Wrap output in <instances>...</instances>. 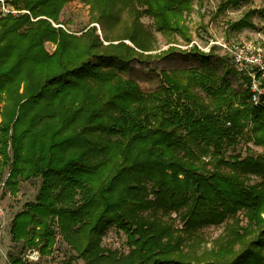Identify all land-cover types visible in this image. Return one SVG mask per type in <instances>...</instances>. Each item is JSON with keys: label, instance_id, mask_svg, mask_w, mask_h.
I'll use <instances>...</instances> for the list:
<instances>
[{"label": "trees", "instance_id": "1", "mask_svg": "<svg viewBox=\"0 0 264 264\" xmlns=\"http://www.w3.org/2000/svg\"><path fill=\"white\" fill-rule=\"evenodd\" d=\"M15 1L55 22L78 2L89 25L77 36L45 19L0 18V186L15 195L22 181L42 179L12 241L49 255L60 233L85 264H264V156H227L242 141L264 149V102L234 90L197 48L161 53L206 65L162 71L152 93L123 76L158 58L143 17L170 42L192 41L194 0ZM257 14L230 29L253 27ZM223 224L200 252L201 230ZM110 229L126 235L128 253L103 246Z\"/></svg>", "mask_w": 264, "mask_h": 264}, {"label": "rangeland", "instance_id": "2", "mask_svg": "<svg viewBox=\"0 0 264 264\" xmlns=\"http://www.w3.org/2000/svg\"><path fill=\"white\" fill-rule=\"evenodd\" d=\"M228 1L230 0H194L192 11L189 15H186V23L190 29L192 40L197 39L204 43L213 37L228 43H238L258 36L264 37V16L260 14L255 15L251 19L253 22V27L251 28L232 31L229 27L242 19L250 10H257L264 14V0H239L240 5L238 7L233 4L227 5ZM14 3L19 8L27 9L17 4L15 0ZM129 16V13L125 12L123 14V17L127 20H129ZM33 17L50 20L49 22L55 29H61L69 35H81L89 25L88 14L78 2L68 4L63 9L58 22L47 17H35L34 15ZM7 18L18 19L26 17ZM141 21L145 28L156 38L155 47L157 51L152 54L157 55L158 58L145 62H133L131 71L123 74L124 78L137 81L141 89L148 94L160 88V75L162 71L193 67L205 68L206 63L204 60L189 56L187 53L179 50L163 56L161 53L168 51L171 46L179 48L180 45H185V43L181 38H178L177 42L173 40L171 42L168 41V39L164 38L156 30L153 20L149 17H143ZM29 22L36 23L30 20ZM92 26L95 27L96 35L102 40L103 34L100 26L98 24H93ZM170 43L174 44L171 45ZM175 43L178 44L176 45ZM127 44L133 46L130 42H127ZM55 48L56 45L52 43L46 44V49L49 53H53ZM211 54L214 56L210 59L209 65L217 71L218 75L224 77L234 90L242 91L244 89L242 80L237 74L232 62L227 59V55L221 51H214ZM237 154H241L242 157H246L247 154L264 156V149L254 147L252 144H246L242 141L235 150L229 149L227 151V156ZM254 180L256 181V179ZM41 184V178L22 181L15 195L11 194L4 185L0 186V264H10V255L13 257H21L25 264H85L82 260L76 259L72 261L75 253L65 243L60 233H57L56 245L53 248V252L49 255H42L35 249H24L22 244L12 241L11 226L14 218L20 212L26 210L28 205L37 202ZM175 216V214L172 215L173 218ZM246 223V220H244L243 224L246 225ZM176 224L181 225L179 222ZM225 226L226 224H223L217 227H205L201 230L200 237L203 239V244L200 246V252L211 247L212 242L223 233ZM102 244L106 248L112 250L117 249L122 253H128L129 251L126 235L116 229H110L107 232L103 237ZM36 252L39 254V260H35Z\"/></svg>", "mask_w": 264, "mask_h": 264}, {"label": "built area", "instance_id": "3", "mask_svg": "<svg viewBox=\"0 0 264 264\" xmlns=\"http://www.w3.org/2000/svg\"><path fill=\"white\" fill-rule=\"evenodd\" d=\"M19 16L27 17L32 22L41 19L34 18L30 10L17 7L14 0H0V18ZM179 48H197L205 54L224 52L232 61L244 88L250 92L251 102L254 105L264 102V37L258 36L238 43H228L213 37L204 43L196 39L189 44L180 45ZM35 256V260H39L37 252Z\"/></svg>", "mask_w": 264, "mask_h": 264}]
</instances>
